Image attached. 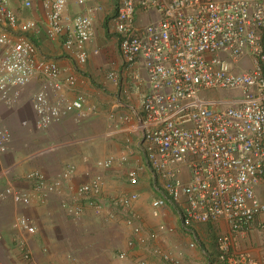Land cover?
<instances>
[{
  "label": "built area",
  "instance_id": "2783aa9c",
  "mask_svg": "<svg viewBox=\"0 0 264 264\" xmlns=\"http://www.w3.org/2000/svg\"><path fill=\"white\" fill-rule=\"evenodd\" d=\"M36 1L45 12L47 38L62 42L81 70L89 60L87 46L96 38V16L102 7L72 13L69 0ZM95 1L75 3L84 7ZM111 21L124 70L133 79L123 95L130 99L131 89L141 93L143 82L147 85L139 108L106 115L111 125L106 137L124 141L120 153L92 162L83 174L76 163L65 164L53 177L33 169L24 176L26 187L11 182L0 190V207L8 201L24 208L47 205L57 197L62 212L74 221L92 213L103 227L128 231L119 260H128L140 246L163 264H182V251L154 244L160 234L174 232L162 221L163 210L171 207L182 230L192 237L189 249L204 247L196 227L208 225L218 230L217 264H264L235 243L254 231L264 233V202L257 193L264 178V0H115ZM1 25L0 101L6 108L17 107L35 83L32 109L37 131L46 132L71 114L77 121L99 114L84 93L69 97L77 91L78 75L63 79L56 61L39 56L37 45L15 32H38V22L22 23L10 0H0ZM245 56L254 68L236 71L234 66ZM108 79L118 83L119 75L112 71ZM209 90L239 96L211 100L204 97ZM11 142L0 116V157L9 152ZM114 169L124 170L126 184L134 190L107 192L106 174ZM147 172L160 193L150 203V215L159 221L155 231L145 229L143 215L135 208L141 198L137 188ZM79 178L84 181L78 184ZM14 228L28 236L38 232L24 215ZM25 244L24 239L19 243L24 253ZM24 257L29 260L30 253ZM207 257V264H214ZM137 264L153 263L141 258Z\"/></svg>",
  "mask_w": 264,
  "mask_h": 264
},
{
  "label": "crops",
  "instance_id": "0c3cea01",
  "mask_svg": "<svg viewBox=\"0 0 264 264\" xmlns=\"http://www.w3.org/2000/svg\"><path fill=\"white\" fill-rule=\"evenodd\" d=\"M26 1L10 0V7L22 23L28 20L38 22L40 25L39 31L25 34L21 31H15L16 34L30 38L37 45L39 56L56 61L63 70V79L69 75H78L77 91L70 92L69 97L74 99L77 93L82 92L87 95L89 103L94 104L100 111L98 115H92L81 121H77L76 116L71 114L61 123L52 126L47 138L50 141L52 139H68L71 141L69 144L71 148L65 156L60 152L57 157L52 154L48 155L50 151L45 149L40 152L44 155L37 158H44L46 164L55 160L60 163L64 159H68L66 164L76 163L79 172L83 174L85 170L90 169L89 165L92 162L120 153L124 141L122 137L116 139L106 137L107 131L111 128L106 115L112 111L127 113L132 108H139L140 96L142 92L147 90V85L144 81L141 93H137L130 88L132 92L130 99H127L122 93L123 89L132 86L133 79L124 70L119 53L118 38L111 27V18L115 13V0H96L95 3H90L84 7L78 6L75 3L76 0H69L72 13H84L88 6L100 5L102 7V10L96 16V38L87 46L90 54L89 60L81 70L77 69L70 61L62 42H52L47 38L44 21L45 12L42 4L33 0L32 6L27 8L25 7ZM2 28L1 25L0 30ZM234 68L238 72L251 71L254 68V62L250 57L245 56ZM112 71L119 75L118 83L108 79V74ZM140 72L142 78L146 80L145 72L143 70ZM83 79L84 81H82ZM36 91L37 84H31L22 96L19 105L13 109L6 108L0 101V116L13 133L12 149L0 157V190L11 182L19 187H26L24 176L33 169L38 168L48 177H53L62 168L53 170L48 166L46 168L43 166L37 167L36 164L32 163L35 158L32 156L38 152L30 154L27 149L19 148L21 143H19L20 140L18 142V137L23 133L28 134L23 131L22 117L25 114L33 117L32 100ZM238 94V92H233L230 98L224 100L230 101L232 98L238 97ZM21 138L28 140L25 135ZM52 158H55V160ZM86 158L90 160V163L85 162ZM6 171L9 173L7 174ZM117 172L119 171L115 173ZM148 175L147 177L150 179ZM107 180V192L110 195L134 190L119 180L117 175L107 174ZM83 181L82 178L77 179L78 184ZM151 184L153 193L156 197H159L160 193L154 188L153 182ZM137 189L141 194V198L135 204V208L143 215L145 229L155 231L159 221L150 215L151 195L144 192L145 188L142 187V182ZM257 193L264 202V178L257 188ZM59 202V198L53 197L47 205L34 203L29 208H24L8 201L0 207V264H111L109 255L115 258L114 255L117 252L116 257L118 258L119 251L126 249L124 239L127 241L129 236L127 230L122 228V233L118 232L120 236L123 235L124 242H121L120 249H114L113 238L117 232L114 230L115 225L107 228L103 227L101 219L94 217L92 213H88L81 221H74L62 212ZM21 215L29 217L34 222L38 230L36 235L28 236L14 228L16 219ZM162 221L172 227L174 232L160 234L154 244L174 253L182 251L184 253L182 264H205L202 255L205 256V253H208L207 251L211 253L213 248L216 250L215 245L212 248L210 235L208 234L209 229L213 227L198 225L196 229L204 247L190 250L188 245L192 237L182 230L181 222L173 208L167 207L163 210ZM216 232L218 234V231ZM22 239L26 242L25 253H30L31 258L29 260L25 259V253L20 248L19 243ZM235 243L242 250L249 252L255 259H264V233L254 231L248 237L243 235ZM203 250H205V253ZM141 258L153 264H163L160 257H156L145 247L140 246L136 251L131 252L128 260L122 262L137 264V261ZM213 258L214 264H217L215 256Z\"/></svg>",
  "mask_w": 264,
  "mask_h": 264
},
{
  "label": "rangeland",
  "instance_id": "374dc122",
  "mask_svg": "<svg viewBox=\"0 0 264 264\" xmlns=\"http://www.w3.org/2000/svg\"><path fill=\"white\" fill-rule=\"evenodd\" d=\"M232 94H233V92L227 91V90H209V91L204 93V97H206L207 99H211V100H219V99L230 98ZM25 121H27V126L23 125V123ZM22 127H23V131L27 132L28 134H24L23 133L22 135H20L18 137V142L20 140L19 143H21V146L19 148H22V149H25V150L27 149L28 151H30V154L34 153V152H38L36 155L32 156L33 158L35 157L34 159L32 158L33 159L32 163L36 164L37 167L43 166V167L46 168V166H48V168H51L53 170L54 169L57 170V168L59 169L60 167H63V165L66 164V162H68V159H64V161H61L60 163H58L57 160H55V158L54 159L52 158L55 161L48 162L49 164H46L44 158H37V157H40V156L44 155V154H41L40 152L45 150V149L50 151V153H48V155L52 154L53 156L57 157L58 153L61 152L62 155L65 156V154L71 148V146L69 145L71 141H69L68 139H65V140L52 139V141H50L47 138L49 130L46 131V132L37 131L35 129V127H34L33 117L28 116V114L27 115L25 114L22 117ZM9 131L11 132V135H13V133L11 131V128L9 129ZM16 134H18V133H16ZM24 135L26 136V138H28V140L21 138ZM12 140H13V136H12ZM12 145H13V143L11 142L10 150L12 149ZM17 148H18V146H17ZM36 169L40 170L38 168H36ZM116 171H119V172L115 173ZM107 174H113V175L119 176V180H121L123 183L126 184L125 172H124L123 169H117V170L114 169L113 171L108 172ZM147 174H149L148 176L150 177V179L147 177ZM150 175L151 174L149 172H147V173H145L143 175L144 177H143V180H142V187L145 188L144 192H146V193L151 195L150 199L152 201L156 197V195L153 193L152 184H151L153 182V180H152ZM114 230L117 231L116 235L114 237L115 239L113 238L114 245H115L114 249H116V248L120 249V245L124 241L126 243V240L124 239L122 234H121L122 236H120L118 234V232L122 233V228L121 227H117L116 226L114 228ZM208 234L210 235L209 239L211 241L212 248H213L214 245H215V248H216V238H217L216 234H217V232L213 228H211V229H209ZM123 239H124V241H123ZM215 251L216 250H214V248L212 249L211 253L209 251H207L208 252L207 255H209L211 257L212 261H214V258H213L214 256H215V261H216L217 252H215ZM207 255H205V256L202 255V257L204 258L205 264H207V262H208ZM116 256H117V252L114 255L115 258H112L111 255H109V260L111 261V264H116V263L117 264H127V262H122V261L118 260V258Z\"/></svg>",
  "mask_w": 264,
  "mask_h": 264
},
{
  "label": "trees",
  "instance_id": "16d2710c",
  "mask_svg": "<svg viewBox=\"0 0 264 264\" xmlns=\"http://www.w3.org/2000/svg\"><path fill=\"white\" fill-rule=\"evenodd\" d=\"M114 15H115V13H114ZM114 15H113V17H114ZM113 17H112V18H113ZM112 18H111V19H112ZM210 227H211V226H210Z\"/></svg>",
  "mask_w": 264,
  "mask_h": 264
}]
</instances>
